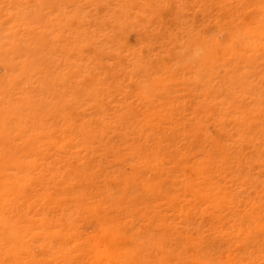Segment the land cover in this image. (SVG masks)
I'll return each instance as SVG.
<instances>
[{
    "label": "rangeland",
    "instance_id": "374dc122",
    "mask_svg": "<svg viewBox=\"0 0 264 264\" xmlns=\"http://www.w3.org/2000/svg\"><path fill=\"white\" fill-rule=\"evenodd\" d=\"M0 264H264V0H0Z\"/></svg>",
    "mask_w": 264,
    "mask_h": 264
},
{
    "label": "bare ground",
    "instance_id": "6f19581e",
    "mask_svg": "<svg viewBox=\"0 0 264 264\" xmlns=\"http://www.w3.org/2000/svg\"><path fill=\"white\" fill-rule=\"evenodd\" d=\"M252 39V38H251ZM12 112V111H11ZM2 120V119H1ZM26 140V139H25ZM24 153V152H23ZM144 154V153H143ZM146 157V156H145ZM148 157V156H147ZM14 166V165H13ZM140 172V171H139ZM132 173V172H131ZM144 174V173H143ZM139 175V174H138ZM143 176V175H142ZM234 178V177H233ZM149 179V177H148ZM157 180V179H156ZM11 189V188H10ZM4 190V189H2ZM162 190V189H161ZM35 200V199H34ZM186 212V211H185ZM190 212V211H189ZM157 213V212H156ZM154 214V213H153ZM172 218V217H171ZM174 218V217H173ZM176 218V217H175ZM114 225V224H113ZM112 223L107 222V221H102L100 224V236L98 235H93L91 238L85 242L90 253H91V260H101L102 262H109L113 260V254L111 250V245L109 244L110 242L106 241L104 238V235L106 232L114 229V226ZM104 233V234H103ZM124 234V233H123ZM125 235V234H124ZM155 235V234H154ZM126 240V239H124ZM189 241V240H188ZM191 245V243H190ZM12 246V245H11ZM116 248V247H114ZM199 248V247H198ZM25 250V249H24ZM9 253V255H7ZM4 254L7 256L12 257V247L7 248L4 250ZM143 255V254H142ZM141 255V256H142ZM204 256V255H203ZM206 256V255H205ZM227 263V262H226Z\"/></svg>",
    "mask_w": 264,
    "mask_h": 264
}]
</instances>
